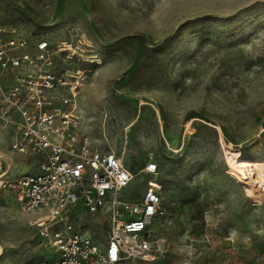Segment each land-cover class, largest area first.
<instances>
[{"label": "rangeland", "instance_id": "1", "mask_svg": "<svg viewBox=\"0 0 264 264\" xmlns=\"http://www.w3.org/2000/svg\"><path fill=\"white\" fill-rule=\"evenodd\" d=\"M11 39L25 56L40 42L81 55L56 63L88 77L82 134L130 170L127 198L152 188L167 211L141 264H264V0H0V44ZM10 78L0 70L4 90ZM13 136L0 119L12 184L38 170ZM43 215L0 185V264L52 258L51 230L108 241L104 217L80 206Z\"/></svg>", "mask_w": 264, "mask_h": 264}, {"label": "built area", "instance_id": "2", "mask_svg": "<svg viewBox=\"0 0 264 264\" xmlns=\"http://www.w3.org/2000/svg\"><path fill=\"white\" fill-rule=\"evenodd\" d=\"M26 41L0 44V70L10 75L8 88L0 85L6 119L13 133L12 150L38 158L36 173L14 183L6 180L0 160V185L20 193L23 208L43 212L46 222L63 221L71 209L82 207L102 216L109 227L107 243L88 236L50 231L54 250L50 259L31 264H141L151 255L154 226L167 216L161 195L147 189L139 199L125 191L133 180L130 170L113 151L95 147L81 132L78 95L88 77L70 70L58 71L56 58L69 61L79 55L64 47L53 50L40 42L31 54ZM81 56V55H79ZM147 174L157 166L150 163ZM150 210V211H149Z\"/></svg>", "mask_w": 264, "mask_h": 264}, {"label": "bare ground", "instance_id": "3", "mask_svg": "<svg viewBox=\"0 0 264 264\" xmlns=\"http://www.w3.org/2000/svg\"><path fill=\"white\" fill-rule=\"evenodd\" d=\"M1 252H2V248L0 247V255H1Z\"/></svg>", "mask_w": 264, "mask_h": 264}, {"label": "snow or ice", "instance_id": "4", "mask_svg": "<svg viewBox=\"0 0 264 264\" xmlns=\"http://www.w3.org/2000/svg\"><path fill=\"white\" fill-rule=\"evenodd\" d=\"M150 211V210H149Z\"/></svg>", "mask_w": 264, "mask_h": 264}]
</instances>
